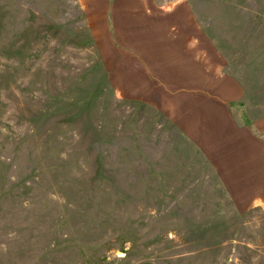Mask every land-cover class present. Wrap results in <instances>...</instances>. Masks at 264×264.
<instances>
[{
  "label": "rangeland",
  "instance_id": "obj_1",
  "mask_svg": "<svg viewBox=\"0 0 264 264\" xmlns=\"http://www.w3.org/2000/svg\"><path fill=\"white\" fill-rule=\"evenodd\" d=\"M147 3L0 0V264H264V0Z\"/></svg>",
  "mask_w": 264,
  "mask_h": 264
},
{
  "label": "crops",
  "instance_id": "obj_2",
  "mask_svg": "<svg viewBox=\"0 0 264 264\" xmlns=\"http://www.w3.org/2000/svg\"><path fill=\"white\" fill-rule=\"evenodd\" d=\"M147 0H146V6H147ZM162 40H164L165 42H160L161 44H163V45H166V44H168V42L164 39V38H161ZM217 119H220V118H217ZM241 128V130L244 132V133H246L248 136H250V137H248V138H246V140L248 141V142H244V148H247L248 149V151H249V153H250V155L249 156H247L248 157V162H249V164L251 165V168H252V161H253V159H252V156H257V159H256V161H255V163H254V166L257 164V162H258V157H259V154L264 158V134L262 135V137L260 138L261 140H259V141H262V145L260 146V145H257V144H255V142L257 141V135L255 134V133H252V132H248L246 129H244V128H246V127H239V129ZM248 129V128H247ZM251 130H253L252 128H251ZM231 133H232V131H230ZM225 134L227 135L228 134V132H226L225 131ZM236 147L238 148V146L236 145ZM238 149H241V144H240V147L238 148ZM244 164H245V162H244ZM253 166V167H254ZM263 171L264 170V164L263 165H261L260 167H258V168H255V170L253 171V173L251 174V176H254L255 177V182H259V186H256V184H255V187L256 188H261V189H264V175L262 174V175H257L258 174V171ZM258 180V181H257Z\"/></svg>",
  "mask_w": 264,
  "mask_h": 264
}]
</instances>
